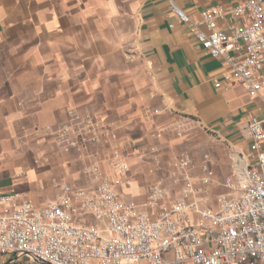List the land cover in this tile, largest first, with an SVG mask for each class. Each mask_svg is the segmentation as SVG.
<instances>
[{
    "label": "crops",
    "instance_id": "0c3cea01",
    "mask_svg": "<svg viewBox=\"0 0 264 264\" xmlns=\"http://www.w3.org/2000/svg\"><path fill=\"white\" fill-rule=\"evenodd\" d=\"M169 1L0 0L1 193L21 192L41 204L58 196L61 183L87 188L93 184L83 168L103 157L102 170L112 173L107 160L117 148L129 164L122 196L146 202L162 176L149 173L150 159L157 154L166 165L180 155L189 136L171 126L184 117L199 120L219 143L248 149L243 130L251 116L264 115V95L249 96L177 20ZM172 1L197 21L211 6L244 0ZM229 22L219 26L228 32ZM69 110L90 114L116 137L91 147L86 158L57 153L47 128L66 122ZM198 158L192 156L195 175ZM217 162L210 161L213 187L223 191L230 164Z\"/></svg>",
    "mask_w": 264,
    "mask_h": 264
},
{
    "label": "built area",
    "instance_id": "2783aa9c",
    "mask_svg": "<svg viewBox=\"0 0 264 264\" xmlns=\"http://www.w3.org/2000/svg\"><path fill=\"white\" fill-rule=\"evenodd\" d=\"M169 6L249 96L264 95V0L211 6L197 21L172 0ZM226 18L228 32L219 26ZM194 125L202 127L196 118L184 117L171 128L181 136ZM47 131L61 152L79 158L116 137L93 116L74 110ZM242 138L248 149L237 152L228 146L230 172L214 197L208 156L195 175L197 165L188 153L166 165L156 154L148 171L162 176L150 186L148 209L124 201L118 189L130 184L129 165L117 148L107 160L112 173L102 170L103 157L83 168L94 182L92 189L61 183L58 196L42 204L21 192H0L3 264H264V115L249 118Z\"/></svg>",
    "mask_w": 264,
    "mask_h": 264
},
{
    "label": "rangeland",
    "instance_id": "374dc122",
    "mask_svg": "<svg viewBox=\"0 0 264 264\" xmlns=\"http://www.w3.org/2000/svg\"><path fill=\"white\" fill-rule=\"evenodd\" d=\"M76 113H78V112H76ZM68 119H69V112H68ZM93 119H94L95 122L101 123L99 120L96 121L97 120L96 118H93ZM101 124H103V123H101ZM98 134L100 136H102L101 135L102 134L101 131H99ZM184 136H189V137H188V139L184 140V143L181 145V147L179 149V151L181 152L180 155L183 154V153H188L191 157L193 156L194 159H196V157L199 156V158L197 159L198 160V162H197L198 165L201 164V162L204 159L205 155L208 156L209 163H210L211 159H214V160L218 161L217 164H219L220 166H221V161L222 160L226 161L227 167H228V163L230 164V160H229V156H228L230 150H229L228 146L219 143L217 141V139L209 131H207L204 128H201V127H196L194 125V128L183 132L182 135H181V138H183ZM51 138H52L51 142H52L54 148L56 149L55 151L57 153L61 152L58 149V147L54 144L53 137H51ZM61 153L66 154V155L70 154V152L66 153V152H63V151ZM218 155H219V157H218ZM177 156L178 155L173 156L168 162H170L171 160H173ZM195 162H196V160H195ZM82 174H83V172H82ZM226 174H227V172L223 175V177L226 176ZM214 177H215V170H214ZM86 179H87V181L89 183H92L93 185H89L88 187L86 186L87 188H85V189H92L94 187V182L92 180L88 179V178H86ZM214 183H215V180L213 182V185L211 186L212 197H214L217 194L222 192V189H214V187H213ZM77 188H81V187H77ZM122 188L124 189L126 187H122ZM122 188H119L118 191H119V193H120V195H121V197H122V199L124 201L133 202L139 208L142 207V206H143V208L145 207V204H143L145 201L142 202V203H139L140 201L136 200L137 197H135V196H133V195H131L129 193L125 194V196L123 194V196H122V193L120 192V190ZM126 196L129 199L126 200ZM145 200H147V196H146ZM143 208H141V209H143ZM6 261H7V257L6 256H3V257L0 258V262L2 264L5 263Z\"/></svg>",
    "mask_w": 264,
    "mask_h": 264
}]
</instances>
